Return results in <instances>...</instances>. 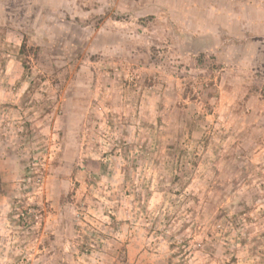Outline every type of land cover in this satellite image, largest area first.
<instances>
[{
  "label": "rangeland",
  "instance_id": "rangeland-1",
  "mask_svg": "<svg viewBox=\"0 0 264 264\" xmlns=\"http://www.w3.org/2000/svg\"><path fill=\"white\" fill-rule=\"evenodd\" d=\"M0 13V264H264V0Z\"/></svg>",
  "mask_w": 264,
  "mask_h": 264
},
{
  "label": "crops",
  "instance_id": "crops-1",
  "mask_svg": "<svg viewBox=\"0 0 264 264\" xmlns=\"http://www.w3.org/2000/svg\"><path fill=\"white\" fill-rule=\"evenodd\" d=\"M3 14V13H0V15Z\"/></svg>",
  "mask_w": 264,
  "mask_h": 264
}]
</instances>
